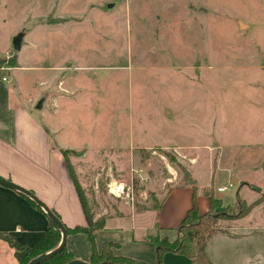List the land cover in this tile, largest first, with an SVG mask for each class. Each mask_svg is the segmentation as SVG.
<instances>
[{
	"label": "rangeland",
	"instance_id": "obj_1",
	"mask_svg": "<svg viewBox=\"0 0 264 264\" xmlns=\"http://www.w3.org/2000/svg\"><path fill=\"white\" fill-rule=\"evenodd\" d=\"M15 35L14 83L44 97L33 114L75 147L67 159L93 216L154 211L188 183L184 167L198 212L203 189L220 198L210 264H264V0H0V40L13 48ZM236 198L256 203L243 215Z\"/></svg>",
	"mask_w": 264,
	"mask_h": 264
},
{
	"label": "crops",
	"instance_id": "obj_2",
	"mask_svg": "<svg viewBox=\"0 0 264 264\" xmlns=\"http://www.w3.org/2000/svg\"><path fill=\"white\" fill-rule=\"evenodd\" d=\"M12 49L11 42L0 40V57L15 54L16 58L15 65H9L8 69H3L0 64V177L30 190L58 214L64 225H84V214L60 151L75 147L61 143L62 128L53 127L33 114L31 108L35 107L37 100L25 96L22 87L14 83L13 72L21 67V63L18 50ZM52 77L45 85L50 93ZM13 95L17 100L15 103L11 100ZM41 99L42 108L46 101L44 97ZM60 100L56 99L53 105H49L53 109L58 108ZM191 190L187 182L170 189L158 211L108 214L103 228L94 232L96 249L100 250L102 242L112 241L119 244L112 249L115 255L150 262L154 244L143 238L154 229L155 224L164 235L173 237L172 227L182 220L191 206ZM201 199L204 197L199 198V204ZM207 209L200 208L199 213ZM100 215L95 214L94 217ZM49 225L46 214L32 205L26 196L0 185L1 233L17 243L32 246ZM65 246L74 258L89 262L91 246L85 233H67ZM172 256L179 257L181 264L190 262L189 258L179 253L166 252L163 258ZM0 264H21L14 256L13 247L1 237Z\"/></svg>",
	"mask_w": 264,
	"mask_h": 264
},
{
	"label": "trees",
	"instance_id": "obj_3",
	"mask_svg": "<svg viewBox=\"0 0 264 264\" xmlns=\"http://www.w3.org/2000/svg\"><path fill=\"white\" fill-rule=\"evenodd\" d=\"M9 63L10 65H15L16 58L15 54H11L8 58L0 57V64ZM66 167L68 169L70 178L73 182L78 200L80 202L85 224H76L72 227L66 225L65 229L67 233H78L82 232L88 236L91 246V254L89 262L91 264H162V257L166 252L179 253L190 259L188 264H210L208 256L205 251V243L207 238L212 234L213 225L210 222L211 217L208 216V211H210L215 203L220 199L217 198L210 187L203 189V193L208 197L209 206L207 212L203 214L202 219H198L199 212L196 201V186L194 183V178L189 173L187 169L182 168L183 179L188 181L192 189V200L191 206L187 209L182 220L172 227L176 231V237L174 240H168L167 238H160L158 235H146L143 239L151 241L154 244V254L150 262H144L140 260H135L129 257L115 255L112 252V247H117L118 243L112 241H104L101 244V248L98 251L94 242V232L102 229L104 226L105 216H98L94 218L92 212L90 211L87 203L82 195L79 185L74 178L72 169L67 159L68 149H60ZM32 205L41 210L34 202L28 199ZM236 204L241 206L238 208L243 215L247 214L254 206L256 201L252 203L245 204L236 198ZM162 200L157 202L151 208L158 211L160 208ZM56 216L58 214L53 211ZM59 217V216H58ZM198 219V220H197ZM154 228L159 229L158 225L155 224ZM0 237L8 241L14 249V256L21 264H26L31 258L46 252L55 246L60 241V232L57 226L50 220L49 227L43 232V234L35 241L32 246H26L24 244L17 243L11 240L6 234L0 232ZM181 238V240H180ZM74 257L67 251L66 246H64L58 253L54 254L50 258L39 264H64Z\"/></svg>",
	"mask_w": 264,
	"mask_h": 264
},
{
	"label": "water",
	"instance_id": "obj_4",
	"mask_svg": "<svg viewBox=\"0 0 264 264\" xmlns=\"http://www.w3.org/2000/svg\"><path fill=\"white\" fill-rule=\"evenodd\" d=\"M110 6V5H108ZM18 35H15L12 39V45L14 50H18L20 47V41H19ZM42 104V99H39L37 103L35 104V108L40 109ZM232 182H236V178H232ZM0 185L8 187L10 189H13L24 196H26L28 199H30L32 202H34L51 220L58 228L60 232V241L54 248L43 252L41 254H38L37 256L31 258L26 264H39L46 259L50 258L54 254L58 253L64 246L66 241V235L67 231L65 229L64 224L61 222L60 218L54 214V212L45 204L43 203L39 198L36 197L34 193H32L30 190L8 180L5 178L0 177ZM64 264H91L87 261H82L76 258H73L72 260L67 261Z\"/></svg>",
	"mask_w": 264,
	"mask_h": 264
},
{
	"label": "built area",
	"instance_id": "obj_5",
	"mask_svg": "<svg viewBox=\"0 0 264 264\" xmlns=\"http://www.w3.org/2000/svg\"><path fill=\"white\" fill-rule=\"evenodd\" d=\"M3 69H8V67H2ZM3 80H5V77H2ZM109 191L112 195L114 196H121V194L124 192L123 189V185L121 183H116L115 181L109 183L108 185ZM226 187L225 186H220L217 188L218 191H223ZM126 196H128L129 191H126Z\"/></svg>",
	"mask_w": 264,
	"mask_h": 264
}]
</instances>
